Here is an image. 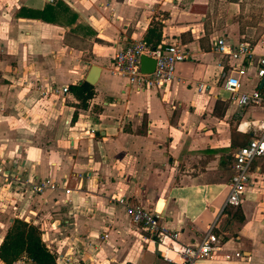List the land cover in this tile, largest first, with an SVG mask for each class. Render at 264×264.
Here are the masks:
<instances>
[{"label": "crops", "instance_id": "crops-1", "mask_svg": "<svg viewBox=\"0 0 264 264\" xmlns=\"http://www.w3.org/2000/svg\"><path fill=\"white\" fill-rule=\"evenodd\" d=\"M238 1L0 0V242L21 213L56 264H172L163 252L175 257L208 230L220 248L204 264H264V156L239 205L226 203L234 152L264 117L263 107H238L217 78L218 37L264 57V18L242 21ZM155 24L158 43H180L188 57L170 84L137 89L112 58ZM91 65L99 72L82 108L69 86ZM262 79L253 65L242 88H264ZM11 171L58 188L30 195L4 181ZM125 204L153 211L175 237L151 239Z\"/></svg>", "mask_w": 264, "mask_h": 264}, {"label": "built area", "instance_id": "built-area-1", "mask_svg": "<svg viewBox=\"0 0 264 264\" xmlns=\"http://www.w3.org/2000/svg\"><path fill=\"white\" fill-rule=\"evenodd\" d=\"M213 50L220 54L224 63L218 74L220 86L232 94V98L240 108L247 106L264 108V88L253 87L250 90L242 88V77L251 66H255L257 78L264 77V57L255 58L253 46L245 40L230 42L225 36L218 37ZM147 55L155 60L154 68L149 73L140 71V56ZM187 51L180 43L168 42L158 43L151 46L144 39L133 40L120 47L112 58L113 71L123 75L127 84L137 88H150L166 86L170 84L175 76V65L187 59ZM208 84L199 82L198 90L207 89ZM67 88L63 87L65 91ZM259 131L245 145L239 146L233 155L232 175L229 181V191L226 203L237 206L247 185L251 182L250 173L252 161L264 156V117L251 121ZM1 172V170H0ZM4 181L13 184L20 191H28L29 194L39 193L44 189H56L58 184L48 178H33L11 171L3 175ZM69 192V188H64ZM119 202L124 204L122 198ZM125 212L130 220L139 224L147 231L151 239H162L163 236L175 237L170 230L158 224V217L153 211L140 205L125 204ZM21 213L18 214V217ZM220 248V240L213 230L206 231L198 239L183 243L175 257L162 253V258L172 264H204L213 252ZM23 259L15 261L16 264H24Z\"/></svg>", "mask_w": 264, "mask_h": 264}, {"label": "trees", "instance_id": "trees-1", "mask_svg": "<svg viewBox=\"0 0 264 264\" xmlns=\"http://www.w3.org/2000/svg\"><path fill=\"white\" fill-rule=\"evenodd\" d=\"M158 24L147 30L145 40L151 46L160 42ZM78 106L85 108L87 100L94 94L93 86L86 81L69 86ZM76 116V110L72 118ZM18 259L30 261L32 264H56V255L49 249L42 239V232L38 225L30 220L15 217L6 228L0 242V260L4 264H14Z\"/></svg>", "mask_w": 264, "mask_h": 264}, {"label": "rangeland", "instance_id": "rangeland-1", "mask_svg": "<svg viewBox=\"0 0 264 264\" xmlns=\"http://www.w3.org/2000/svg\"><path fill=\"white\" fill-rule=\"evenodd\" d=\"M239 11L241 16L247 17L243 18L242 21H248L249 18H255L256 16L261 15L264 18V0H239ZM250 22V20H249ZM222 96H229V93L226 91H221Z\"/></svg>", "mask_w": 264, "mask_h": 264}, {"label": "water", "instance_id": "water-1", "mask_svg": "<svg viewBox=\"0 0 264 264\" xmlns=\"http://www.w3.org/2000/svg\"><path fill=\"white\" fill-rule=\"evenodd\" d=\"M155 64V60L147 55H141L140 56V64L139 68L140 71L143 73H149L153 70ZM99 72V67L97 65H91L90 70L85 77V81L94 84L97 79V74ZM264 81V79L261 80V83ZM24 264H32L30 261L25 262Z\"/></svg>", "mask_w": 264, "mask_h": 264}]
</instances>
